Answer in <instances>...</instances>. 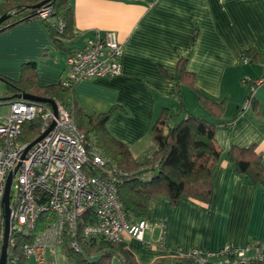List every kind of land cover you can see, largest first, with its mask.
<instances>
[{
  "label": "crops",
  "instance_id": "1",
  "mask_svg": "<svg viewBox=\"0 0 264 264\" xmlns=\"http://www.w3.org/2000/svg\"><path fill=\"white\" fill-rule=\"evenodd\" d=\"M71 2L77 36L65 41L69 48L81 47L95 30H115L124 45L119 75L79 80L75 93L88 113L114 108L107 127L136 157L153 147L151 128L163 107L176 110L183 101L190 111L214 120L201 106L199 93L226 99L225 111L216 118L222 122L215 131L222 155L212 168L210 200L153 199L150 219L162 221L164 228L156 224L145 234L151 245L134 237L125 245L140 262L150 263L162 255L215 252L227 244L242 247L255 238L264 241V188L239 174L228 157L233 144H256L264 165V84L257 88L253 104L237 116L248 93L243 78L264 77V62L243 57L249 48L264 54V0ZM68 53L58 48L40 19L0 31V75L19 81L35 62L37 92L68 75ZM182 57L195 75V89L180 83ZM193 99L195 110L189 105ZM58 264H76L65 247L59 248ZM109 264H122L121 257L114 254Z\"/></svg>",
  "mask_w": 264,
  "mask_h": 264
},
{
  "label": "built area",
  "instance_id": "2",
  "mask_svg": "<svg viewBox=\"0 0 264 264\" xmlns=\"http://www.w3.org/2000/svg\"><path fill=\"white\" fill-rule=\"evenodd\" d=\"M51 11L47 4L39 15L47 17ZM123 53L115 30H95L93 37L67 54L65 84L119 75ZM243 82L249 92L243 107L248 109L264 77L247 76ZM2 103L10 104V112L0 116V241L5 231L4 196L12 174L10 245L16 243L15 235L23 239L28 264H58L60 247L82 251L85 240L125 243L134 237L152 244L145 234L156 224L164 228V223L127 217L111 177L117 166L88 150L85 134L67 108L58 101L55 110L49 103L24 98ZM38 114L43 118L41 134L48 132L28 148L32 141L22 139L23 125ZM99 167L107 174L94 170ZM186 255L195 264H264V241L255 238L242 247L227 244L215 252L192 250Z\"/></svg>",
  "mask_w": 264,
  "mask_h": 264
},
{
  "label": "trees",
  "instance_id": "3",
  "mask_svg": "<svg viewBox=\"0 0 264 264\" xmlns=\"http://www.w3.org/2000/svg\"><path fill=\"white\" fill-rule=\"evenodd\" d=\"M41 1L43 0H6L0 3V16L9 14V18L0 25V31L22 22L40 19L48 28L58 48L71 52L73 49L65 43L66 40H72L77 36L71 0H50L36 6ZM47 4L52 5V11L49 16L42 17L39 10ZM59 21L62 22V27ZM243 57L250 62H264V54L253 48L244 50ZM29 65L31 69L24 70L19 81L0 75V79L7 86L0 100L28 92L48 96L67 108L76 125L84 132L88 150L97 151L109 163L117 166L114 174L109 176L116 183L120 201L129 219H150V202L160 196H168L172 203L183 198L203 203L210 200L212 168L222 155L215 138L216 128L222 122L216 118L225 111L226 99L216 101L199 93L201 106L216 117L214 120L190 111L183 101L176 110L163 107L152 124L153 147L145 156L136 157L131 147L116 138L107 127L114 108L104 112L88 113L76 96L75 83L65 84L64 79L37 92L36 64L34 62ZM178 72L180 83H186L195 89V75L188 70L186 57L180 58ZM242 110L243 105L238 107L237 116ZM42 125L41 114L26 121L23 125L22 139L35 140L41 134ZM260 155L256 144L250 146L233 144L228 150V157L236 171L250 182L264 188V165ZM94 170L107 174L100 167ZM14 237L16 243L9 244L7 264H28L27 256L22 250L23 239L18 235ZM1 246L2 241L0 255ZM65 250L68 258L76 264H109L114 254L121 257L122 264H195L193 258L182 253L162 255L150 263H142L125 243L105 240H85L82 251L76 252L69 246H65Z\"/></svg>",
  "mask_w": 264,
  "mask_h": 264
},
{
  "label": "water",
  "instance_id": "4",
  "mask_svg": "<svg viewBox=\"0 0 264 264\" xmlns=\"http://www.w3.org/2000/svg\"><path fill=\"white\" fill-rule=\"evenodd\" d=\"M50 0H43L40 3H38L36 6H41ZM9 18V14H3L0 16V25L6 21ZM13 98H24L32 101H37V102H44V103H49L52 105V107L56 110V102L54 99L48 97V96H39L35 94H31L28 92H21L18 94H14L11 96H7L3 98V100H10ZM48 131L42 133L39 135L35 140H33L29 145L28 148L33 146L36 142L41 140L47 133ZM11 181H12V174L9 175L8 180H7V186H6V193L4 196V204H5V231H4V236L2 240V246H1V255H0V264H7L8 261V248L10 244V237H11V229H10V210H9V192H10V187H11Z\"/></svg>",
  "mask_w": 264,
  "mask_h": 264
},
{
  "label": "rangeland",
  "instance_id": "5",
  "mask_svg": "<svg viewBox=\"0 0 264 264\" xmlns=\"http://www.w3.org/2000/svg\"><path fill=\"white\" fill-rule=\"evenodd\" d=\"M248 67L249 68H252V69L253 68H256V67L251 66V65H249ZM6 87H7L6 86V83L3 80L0 79V97H3V93L6 91ZM195 102H196L195 99L189 100V105L192 107L193 110H195V108H194L196 106ZM9 112H10V104H8V103H2V104H0V116H2V115H8Z\"/></svg>",
  "mask_w": 264,
  "mask_h": 264
}]
</instances>
